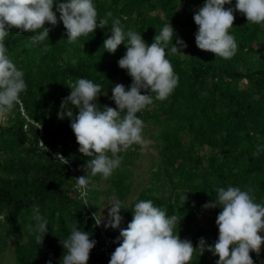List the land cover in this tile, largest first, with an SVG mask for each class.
<instances>
[{
  "label": "trees",
  "instance_id": "16d2710c",
  "mask_svg": "<svg viewBox=\"0 0 264 264\" xmlns=\"http://www.w3.org/2000/svg\"><path fill=\"white\" fill-rule=\"evenodd\" d=\"M95 3L99 16L110 11L126 28L140 31L148 44L170 23L187 44L180 48L174 35L178 52L170 51L171 42L167 45L178 85L166 100H156L137 113L144 122L146 142L121 151L120 166L108 180L92 177L88 204H83L75 178L86 174L89 158L78 151L70 118L60 119L58 113L70 94L67 86L78 78L99 83L98 105L115 108L112 87L122 83L127 88L132 82L117 64L126 48L122 43L114 53L103 49L111 21L75 44L67 42L62 22L46 23L47 51L31 44V32L13 27L5 43L23 70L27 87L17 103L0 112V260L10 252L13 264H46L49 259L60 264L65 252L60 241L76 223L97 241L87 264H108L121 242L116 240L120 228L127 227L134 204L142 199H152L168 214L182 216L178 234L194 247L201 237L206 244L218 238L215 219L221 209L202 207L215 199L217 187L240 186L264 203V25L247 22L243 13L234 11L230 32L238 51L223 59L195 44L198 26L193 14L204 0ZM234 5L232 0L225 8ZM144 166L148 168L137 175ZM114 198L124 202L125 209L120 210L124 219L119 228L102 230L92 216L104 204L110 208ZM36 210L49 221L40 244L32 219ZM250 255L254 264H264V244L259 255ZM217 259L205 250L195 253L191 264H216Z\"/></svg>",
  "mask_w": 264,
  "mask_h": 264
},
{
  "label": "clouds",
  "instance_id": "9594fccd",
  "mask_svg": "<svg viewBox=\"0 0 264 264\" xmlns=\"http://www.w3.org/2000/svg\"><path fill=\"white\" fill-rule=\"evenodd\" d=\"M231 4L232 0H204L193 14L198 26L196 46L223 59H231L238 51L236 38L230 32L234 11L243 13L247 22L264 25V0H235L234 7L225 8ZM110 21L111 35L104 40L103 49L114 53L124 44L126 52L117 64L127 70L131 84L126 88L116 83L110 97L116 107H100L97 97L101 95V85L88 78H78L67 86L71 91L58 113L60 119L70 118L78 151L89 158L86 174L75 178L83 204H88L91 178L99 175L108 180L120 166L118 154L133 144L145 142L144 122L137 113L172 94L179 78L168 58L167 45L172 43L174 35L180 48L187 44L174 33L170 23L148 44L140 31L126 28L110 11L99 16L95 0H0V112L17 103L27 87L24 72L16 66L5 43L13 27L31 32V44L41 45L42 50L47 51L50 29L45 27L46 23L55 26L62 22L67 42L75 44L81 37L88 38L97 28H105ZM170 51L178 52L177 46L173 45ZM142 89L148 91L142 94ZM69 104L74 107L69 108ZM73 109L78 110L75 116ZM56 156L66 163L62 155L57 153ZM215 191V199L202 206L221 209L215 219L218 238L214 244H206L201 237L194 247L191 240L181 239L178 225L182 216L175 212L168 214L165 207L158 206L152 199H142L134 204L127 227L120 228L116 240L121 242L108 264H191L194 254L205 250L218 256L216 264H254L250 252L259 255L264 244V203L257 202L253 194L240 186L217 187ZM182 199L184 203L185 194ZM109 205L105 222L100 213L92 216L94 225L102 230L119 228L124 219L120 214V210L125 209L122 200L114 198ZM32 219L36 244H40L49 231V221L38 210L34 211ZM90 235L89 231L73 224L69 235L60 241L65 249L60 264H87L90 251L97 243ZM109 241L106 237V242ZM46 264H52V260Z\"/></svg>",
  "mask_w": 264,
  "mask_h": 264
},
{
  "label": "rangeland",
  "instance_id": "374dc122",
  "mask_svg": "<svg viewBox=\"0 0 264 264\" xmlns=\"http://www.w3.org/2000/svg\"><path fill=\"white\" fill-rule=\"evenodd\" d=\"M144 141L146 142V140L144 139ZM149 166V165H148ZM145 167L147 166H144V167H141L139 170L136 171V174L139 175L140 172L144 171L145 170ZM148 168V167H147ZM102 201L105 202L104 199H102ZM113 201V200H112ZM112 201L110 203H112ZM108 210H109V207L107 205H102V208H101V212L100 214H102L105 219L102 221V222H105L107 220V213H108ZM101 222V223H102ZM0 264H13V258H12V255L10 252H7L3 255V259L0 260Z\"/></svg>",
  "mask_w": 264,
  "mask_h": 264
},
{
  "label": "built area",
  "instance_id": "2783aa9c",
  "mask_svg": "<svg viewBox=\"0 0 264 264\" xmlns=\"http://www.w3.org/2000/svg\"><path fill=\"white\" fill-rule=\"evenodd\" d=\"M106 245H109L108 243Z\"/></svg>",
  "mask_w": 264,
  "mask_h": 264
}]
</instances>
